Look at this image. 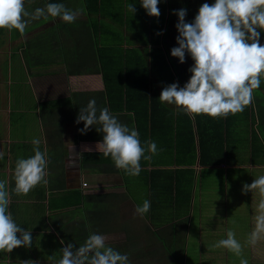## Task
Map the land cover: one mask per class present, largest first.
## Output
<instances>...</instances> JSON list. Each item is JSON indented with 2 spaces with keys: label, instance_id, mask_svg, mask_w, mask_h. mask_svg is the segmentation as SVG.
I'll return each instance as SVG.
<instances>
[{
  "label": "crops",
  "instance_id": "obj_1",
  "mask_svg": "<svg viewBox=\"0 0 264 264\" xmlns=\"http://www.w3.org/2000/svg\"><path fill=\"white\" fill-rule=\"evenodd\" d=\"M48 3H62L73 10L82 4L79 0H24L28 11ZM164 4L166 13V0ZM102 18L84 9L73 23L41 17L28 25L23 36L15 29H0V152L4 153L0 180L8 181V210L13 219L32 237L31 247L0 252V264L26 260L51 264L49 257L59 259V250L65 241L72 242L75 232L104 234L111 247L127 245L131 264H239V258L227 249L210 246L225 239L230 229L243 244L254 227L260 196L258 191L242 193V186L264 175V80L254 90L247 115L243 111L218 122L204 114L161 113L166 120L155 124L153 138L149 130L140 137L142 144L154 141L158 154L142 159L140 174L129 176L96 149L103 138L96 130L99 125L81 134L84 122L76 123L79 109L89 100L94 98L100 109L104 97L107 106L100 72L71 74L74 68H87L86 50L80 49L73 58L61 41L54 40L55 30H63L65 23L71 41L80 46L91 37L94 46L99 36L91 24ZM81 21L89 22V37L84 28L80 33ZM260 38L264 45V31ZM134 48L145 60L149 84L158 98L166 85L181 87L176 77L162 84L148 56L145 59ZM163 105L176 111L174 105ZM109 111L129 128L135 127L132 116L128 120L124 113ZM167 120L172 128H165ZM197 122L208 134L202 152L208 162H200ZM33 139H39L40 150L47 152L48 183L17 195L13 191L15 163L34 155ZM145 199L151 208L141 218L134 208ZM243 256L249 264H264V238L245 247Z\"/></svg>",
  "mask_w": 264,
  "mask_h": 264
},
{
  "label": "clouds",
  "instance_id": "obj_2",
  "mask_svg": "<svg viewBox=\"0 0 264 264\" xmlns=\"http://www.w3.org/2000/svg\"><path fill=\"white\" fill-rule=\"evenodd\" d=\"M140 3L149 16H160L159 0H140ZM127 10L132 14L136 11L131 3L127 4ZM83 11V8L69 9L62 3H48L28 11L24 0H0V29H15L23 36L28 25L41 17H58L63 22L73 23ZM173 14L178 17L175 25L178 47L171 49V56L183 64L187 53L194 63L188 69L191 76L183 87L178 83L164 86L159 101L174 105L176 110L188 115L226 118L229 114L243 112L253 103L254 90H258L264 80V45L260 43L261 32L264 31V0L205 2L191 22L185 20V8L174 10ZM80 122H84V128L79 130L81 134L86 133L90 126L99 125L96 130L103 134V138L97 142L96 149L110 157L115 167L123 169L129 176L140 174L142 159L151 160L158 154L154 141L142 144L135 127L129 128L121 123L107 107L98 109L94 98L79 109L76 123ZM31 143L34 155L18 158L15 163L13 191L17 195H26L37 185L48 183L47 152L40 150L39 139H33ZM3 157L4 153L0 152V159ZM254 191H258L260 200L253 217V230L244 243L230 229L225 239L210 246L212 249H227L239 258V264H249L243 256L244 248L255 246L264 238V175L255 178L251 184H243L242 193ZM9 203L8 181L0 180V252L7 253L32 245L31 232L16 223L8 210ZM150 208L151 202L145 199L135 206L134 214L143 218ZM108 240L104 234L90 233L79 247L67 243L59 250V259L50 256L49 260L51 264H131L129 255L111 247ZM61 244L65 242L61 240ZM22 264L36 262L26 260Z\"/></svg>",
  "mask_w": 264,
  "mask_h": 264
},
{
  "label": "trees",
  "instance_id": "obj_3",
  "mask_svg": "<svg viewBox=\"0 0 264 264\" xmlns=\"http://www.w3.org/2000/svg\"><path fill=\"white\" fill-rule=\"evenodd\" d=\"M79 1L82 4L78 8H83V10L85 9L90 13L100 14L109 21L112 20V22L125 28L127 32L141 43L146 48L145 50L150 65L162 84H170L172 79L176 77L181 87H183L189 80L190 77L185 79L186 75H183L182 65L178 64V58L171 56L169 45L173 38L169 34L171 31L169 24L177 17V15L173 14L174 10L178 11L181 8L187 10L186 22H191L195 17V13L198 11V6L202 5L204 3L203 1H200L201 4L198 3L197 5L196 0H166L167 11L165 13L164 0H159L158 8L161 13L159 17L149 16L141 6L140 0ZM205 1L209 4L215 2V0ZM129 3L133 4L136 9L134 14L127 10V4ZM79 23L81 24L79 29L80 33H83L82 28H84V32L87 31L89 37V22L81 21ZM107 23L106 20H102L91 24V29L99 36V42H95V47L93 46L91 37L80 46L74 41H71V35L69 37L70 28L65 23L63 30H60V27L55 30L54 40L61 41V46H65L73 58H77L76 56L80 53V49L86 50V52L84 51V61L87 64V68L84 69L81 66V68H74L70 71L71 74L100 72L104 85V92L101 91V93H104L107 101L106 106L103 97L100 102L102 104L101 107L106 106L114 112L124 113L128 120L132 116L135 129L139 133V138L146 136L147 133L150 138H153L156 132L155 124L157 122L159 123L162 119L166 120L161 113L184 112L178 110L172 112L159 101L156 92L149 84L146 63L141 53L129 45L122 47L123 37L121 33L110 27L111 25ZM164 54H166L167 59ZM187 58L191 64L189 65L190 68L194 62L189 55ZM244 113L247 115L248 106L245 108ZM227 117H231V114ZM223 120L224 117L223 119L222 117H218V122H222ZM164 125L166 129L172 128L168 120L167 122L165 121ZM197 125H199L197 134L200 162H208L202 158L203 147L208 144V134L206 137L204 125H200L198 122ZM146 130L149 131L146 133ZM87 236L83 233L79 234L75 232L70 237L72 240L70 243L79 247V245L83 244ZM65 242L66 244L69 243L67 241ZM113 248L121 253H126L128 250L125 244L114 246Z\"/></svg>",
  "mask_w": 264,
  "mask_h": 264
},
{
  "label": "rangeland",
  "instance_id": "obj_4",
  "mask_svg": "<svg viewBox=\"0 0 264 264\" xmlns=\"http://www.w3.org/2000/svg\"><path fill=\"white\" fill-rule=\"evenodd\" d=\"M200 1H203L204 3L206 2L205 0H196L195 2H196V4L198 5V3H200ZM201 4V3H200ZM201 6V5H200ZM200 6H198V7H200ZM193 8H194V6H193ZM199 9V8H198ZM198 12V11H197ZM197 12L195 13V15L197 14ZM102 20H104V17L102 18ZM111 20V19H110ZM112 21V20H111ZM111 21H109L108 20V23L109 22H111ZM178 22V17H176V18H174V20L169 24V26H170V35L172 36V40L170 41V43H172L173 44V46L175 47V44H176V37L178 36V31H177V29H176V27H175V25H176V23ZM107 23V22H106ZM107 23V24H108ZM112 24H114V22L112 23ZM110 25V24H109ZM115 25V24H114ZM110 27H112L113 29H116V30H118L120 33H121V35H122V37H123V42H122V44H121V46H127V45H131V46H137V48L142 52V54H143V56L145 57V59H147V55H146V48L141 44V43H136V41H134V37H132V35L129 33V32H127L126 31V29L125 28H123L122 26H119V27H113V26H110ZM124 33V34H123ZM261 40H262V38H260V43L262 44V42H261ZM134 44H136V45H134ZM263 45V44H262ZM177 47V46H176ZM188 55H187V53H186V55H185V63H183V64H181V63H179L178 62V64H180V65H182V70H183V75L185 74L186 75V78L185 79H187L188 77H190L191 76V73L188 71V69H189V65H191L190 64V61H188ZM147 61V60H146ZM152 77H154V75L152 74L151 75Z\"/></svg>",
  "mask_w": 264,
  "mask_h": 264
}]
</instances>
